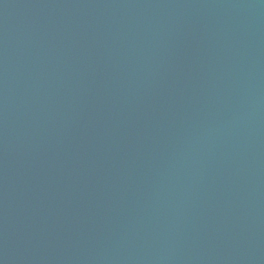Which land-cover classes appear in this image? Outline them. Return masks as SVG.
Here are the masks:
<instances>
[{"label": "water", "instance_id": "1", "mask_svg": "<svg viewBox=\"0 0 264 264\" xmlns=\"http://www.w3.org/2000/svg\"><path fill=\"white\" fill-rule=\"evenodd\" d=\"M0 264H264V0H0Z\"/></svg>", "mask_w": 264, "mask_h": 264}]
</instances>
